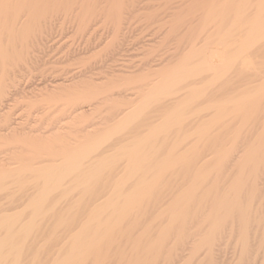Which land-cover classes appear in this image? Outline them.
Wrapping results in <instances>:
<instances>
[{
  "label": "rangeland",
  "instance_id": "obj_1",
  "mask_svg": "<svg viewBox=\"0 0 264 264\" xmlns=\"http://www.w3.org/2000/svg\"><path fill=\"white\" fill-rule=\"evenodd\" d=\"M60 1H62V2H60ZM85 1L84 0H73V1L72 0H56V1H54V3L52 1L53 4L57 3L58 6L55 5L56 8H54V9L50 8L52 10H50V11L48 10L46 12L47 15L45 14V20L47 21L46 22L47 26L46 25L45 26L47 28L44 27L43 28L44 31L43 30L41 31L42 33L39 31L40 29H38V31H37V30H30V28H29V31L28 30L26 31V27H27L26 26L25 29L23 27L21 29V32L19 31V33L17 34V36L18 35L20 36V34H21L23 36V38L21 36L20 37L18 36L19 38H18V40L16 39V43H15V40H14V42L7 40V41H5L6 43H4L3 39H7L4 35L2 37L3 39H1V42H0V44L3 43L2 45H0L2 47V48H0V51H1L0 52V77H1L0 78L1 79L0 80V91L3 90L0 93V97H1L0 101L2 102V106H0V109L2 110V108H3L2 111L0 110V115H3V116H0V118L1 117L3 118V119H0V163H1L0 169L2 167L5 168V166L6 167L8 166V169H9L8 172L9 173L8 174L6 173V174L7 175L10 174L9 177L12 179L14 176L17 175L18 172H14L12 170L14 172V174H13V173H11V169H14L18 166L19 167L20 166L24 167V166H28V165L29 166H35V165L36 166H38V165L42 166L43 164H46L45 162L44 163L40 162L39 161V160H41L39 158L40 156H36V154L40 155L42 152L48 153L47 158L49 159V161L51 163L57 165V164H60L62 162L61 159L65 160L66 158L73 156L74 153L76 154L77 152L78 153L83 152V150L90 152L91 151L90 149H92L91 147L94 145V141L97 142V140L101 141L100 146L103 142L104 143L100 147L101 149L100 148L98 149L99 151L97 150L95 152L94 151H92V152L94 154H96V153L103 152L102 149H105V151H106L105 156L107 155V158L103 157V159L113 158L114 161L112 163H114L115 161H116L115 164L117 163V165L114 164L116 167L112 163H111L112 166L110 165L112 168L106 167L108 171L106 169L104 171H100V173L98 175V177H100V179L98 178V180H92L93 183L91 182L92 184L89 185L90 189L85 188L86 189L85 190L82 187V185H80L81 187H78L76 185L77 182L74 185L72 182V188L71 189H70V187L67 188V190L70 191V193L67 194L64 191H61L60 195L53 193V195L51 196V199L55 196L54 199L48 200L51 202V205H52V203H53V206L55 204H57V206L63 207L65 209L64 210L62 208L65 211L64 212L62 210L63 211V213H62L61 208L59 209L60 211H58L57 208H54V210L55 209L57 210V211H55V213L57 212L56 213L57 215H59L61 213L65 215L67 212H71V215L68 213V215H70V219H76L77 218L76 221L72 220V222H74V223H72L68 219L69 216L67 217L65 215V217H67V218H65L63 215V217H64L63 218L62 215L61 216L59 215V217H58L59 218L58 222H60L61 217L63 220V221L61 220L62 222H60V224L66 223V225H68V226H65V228L67 227V229H68L67 233L71 232L73 234H74V230H75V228H73V227H76V225L78 227L82 222L84 223V221L88 220V219H86V217L88 218L87 215L89 214V212H92L94 210V207L97 204V202L101 198H103L105 200L104 197H106V198L109 197V193H110L109 191L112 192L111 189L114 188V184H113L114 180H117L118 179L117 177L122 176L123 171L125 174V166H127V161L129 159V155L126 153V150L133 149V147H135V142L138 139L140 140V138H139L140 136H142L141 139L145 138L146 136H149L151 133V131H149V130L153 131L157 127V125L158 126L161 125V123L164 119L166 120L167 118H170V116H172V113L174 112L172 110H175V112H176V110H178L179 106L182 107L181 104L185 105V106H183L184 109L182 108L183 110L180 108L178 110V111H182V112L184 111L183 112L184 113L183 118L181 117L182 115H174V116L181 117L183 119L181 124H178L179 127L177 124L172 125V127L169 128V131L167 130V133L163 132L162 135L158 136L159 139H157V138H156L157 140L151 139L147 143L148 145L146 144L147 147L144 149H146V151L147 150L150 151V153L148 151L149 155L152 154L153 150H154L153 154L155 152L156 153L154 154L155 157L153 156L154 159L152 158L153 159L152 160L153 162L151 165L152 168L144 169L142 172H139L136 174V177H138V182H140L139 179L145 178V179L149 180L150 178H152V176L154 175L153 166H155L157 164V161H160L162 159V157L163 158L167 157L169 152L171 150H173L174 148H176L177 143H178L177 146L183 145V143L185 145V144H187V142H188V144H192V145H193V143H196V144L198 143V139H196V138H198L197 136H199V134L197 133V136L195 134H196V132H198L199 125L201 126L202 124H204L208 121V116H206V115L211 113L212 109H210V111H208L209 109H205V108L209 104H212L213 102H220V100H219L220 98H221V100L226 99V96L224 98V95H227V93L229 95H233L236 93V95H237V92H238V96H239V94H241L243 92L242 91V89L244 88L243 86H245L246 83L249 82L250 80L254 79L251 77V75L250 76L247 75L248 77H246V76L242 77V75L239 74L238 70H233L231 72V75L229 74V76L227 78H225L224 80L222 79L223 81L220 80L219 82H216V83H209V81L212 78V77L209 78L210 75L214 74L211 71L204 73L203 74L204 77H202L200 75H199L200 77L195 76L197 79L192 77L193 79L197 80V81L194 80L195 82L191 78L184 80L185 82L184 81L181 82V83L184 82L183 84L180 83V86L177 85V87H179V88H175L176 90L178 89V91L179 90H181V91L176 92L174 89L173 90L174 93H172L173 95L171 94L172 96L162 95V96H165L167 98L158 96V97H161L160 99H158V97H154L156 100L155 99H154L155 101H153V99L150 100V102L148 104V106L149 105L150 106L149 107L147 106L146 111L143 114L139 115V117L137 116L136 119L132 122V124L130 123L132 125V127L129 124H128V126L127 125L124 126V124H125L124 123L123 126L126 127L127 129L126 128L124 129L122 127V129L117 131L116 127L120 124V121L124 118V116H126L125 114H128L132 109H134V108H132L133 106L136 107L137 105H139V103L144 100V97H146L148 95V93H150V91H152V88L155 89V87L160 86V85H158V83H160V82L163 83L167 79L165 75H167L169 77L174 72V70H176L180 66L181 63L183 64V63L188 62L187 64L191 65V64H194L196 62V64H194V65L195 66L199 65L200 63H198V62L203 61L202 59H203V56L205 55L204 53H202V51L204 52L205 51L204 49L206 47L215 46L220 41L221 36H223V34L226 33L225 31L229 30V27H230L229 25L234 22L233 19L235 18L236 14H235L234 18H233L234 14H222V15H224L223 17L221 14H203L202 10L204 8L201 7L202 5L197 6V8H193L191 5L192 0H135V1L133 0V2H131V0H123V2H122V0H121V2H119V7H118L119 11H120V9H122L120 12L119 11L118 12H112V10H113V9H111L112 7H109V6H112V3L115 0H113V1L111 0L112 2L110 0H96V1L95 0H85ZM68 2H69V4H68ZM52 3H51V5H52ZM66 3H67V6H66ZM82 3H83V5H82ZM86 3H88V5L90 4L92 8L97 10V11H95L94 9L93 10L91 9V12L88 13L89 15L90 14L92 15V16H89V17H91L90 23L88 21V23L90 24L89 25L90 27L88 25H83L81 23L82 22L81 20L83 19L82 15L84 14V13H82V12H84L83 9H85L87 7V6H85V5H87ZM59 5H61V6L59 7ZM81 6H83V9H81L82 8ZM103 6H105V7H103ZM113 6H115V3L113 4ZM27 7L31 8V4L27 5ZM27 7H24V10L26 8V11H28L27 9H29V8H27ZM101 7H102V10H101ZM107 7H109V8H107ZM190 7L192 8V10ZM71 8H73V9H71ZM103 8H104V10H103ZM198 8L200 9V12H197V11H199ZM106 9H108V10H106ZM109 9H110V11H109ZM195 9H197V10L195 11ZM81 10H82V12H81ZM29 11H30V9H29ZM201 11H202V14H200ZM28 12H26V13H28ZM76 12H78V13H76ZM93 13H94V16H93ZM116 13H118V14H116ZM19 14H25V11H24V13H22V11H21ZM28 14H31V13H28ZM245 15H246L245 17L249 18V20H250V17L252 19L256 14H245ZM89 17H88V20H89ZM79 18H80V20L78 22ZM76 24L79 25L80 28ZM48 25H52V27L48 26ZM84 26H88V27H84ZM219 26L220 27L222 26L224 28H222V27L220 28ZM243 28H245V26H243ZM243 28L241 31L243 32L242 34L244 35V34H247L246 31L248 32L250 26L248 24V25H246V29H243ZM247 28H248V30H247ZM22 30H23L24 35L22 33ZM30 32H31V34H30ZM37 32H38V35H37ZM237 34H238V31H237ZM25 35H28V36H26V38L29 41L24 38ZM49 35H51V36H49ZM35 36H37V37H35ZM41 36H42V38H40ZM33 37H34V39H33ZM236 37L237 36L235 34V37L233 36V39H227L230 41H232V40L235 41V42L232 41V43H230V41L228 42L229 46H230V47L228 46L229 47L228 49L230 51L232 50L231 52H233V51L235 52L237 50L238 45H239L236 42V40H238V39H236ZM36 38L40 42H38L36 40ZM21 39H23V42H22L23 44L21 43ZM32 39H33V41H32ZM261 42L262 43H260V44H263V45H259V43H258L257 45H259V46L256 45V48L254 46L253 47V48H255L254 50H252L253 48L251 49V54L253 53L252 58L256 59V57H257L256 60H258V62L256 60H253V59L252 60H253V62L254 61L257 62V64L259 63L258 64L259 66L257 65L259 69H262V66L264 65V59L262 58V57H264V54H263L264 42L263 41H261ZM26 43H30V46L32 45L31 47L29 46V48L31 50L27 46L29 44H26ZM20 45H21V47H20ZM44 46H46L47 48ZM19 47L21 49H19ZM259 47H260V49H259ZM23 49H25V50H24V52H22V54L24 56L22 59L17 60L15 58L16 56H14L13 58H15L17 61L14 59V61L12 60V61L8 62L7 59H9V60L13 59L12 56L16 55L19 51L21 53V50L23 51ZM8 50L10 52H8ZM28 51H29V53H28ZM2 53H4V54H2ZM8 53L11 54V56H10L11 59L6 57L7 63H4V62H6V60H4L5 59L4 57L6 55L9 56ZM201 53H202V57H201L202 59H200ZM1 56H3L4 59H2ZM170 58H171V61L169 62L168 59H170ZM161 59H163L164 61L163 60L161 61ZM261 59H263V60H261ZM190 60L194 63H192ZM167 61L169 63H167ZM261 61H262V63H261ZM19 62H21V63H19ZM158 65H160V66H158ZM194 65H192V66H194ZM148 66H149L151 71H149V68L147 69ZM260 66H261V68H260ZM155 69H158V70H155ZM4 71H6L5 74H4ZM91 71L93 72V75H91ZM262 71H264V70H262ZM210 72H211V74H210ZM86 73H89V74H86ZM168 73H171V74H168ZM6 74H8V75H6ZM207 74H210V75H207ZM82 75H84L83 76L84 78H82ZM14 76H15V78H14ZM63 77H64V79H63ZM67 77H70V79ZM75 77H77V78H75ZM232 77H233V79H232ZM248 78L249 79L252 78V79L249 80ZM6 79L9 81H7ZM72 79H73V81L71 82ZM188 80H191L193 83L189 81L190 84H188L189 82H186ZM226 80H227V82H226ZM230 80H233V83ZM5 81L8 84H6ZM16 81H18V82H16ZM57 82L58 83L66 82V83H71L72 85L73 84H75V85L71 86L68 90L67 89L57 90V89H55V87H53L57 84ZM80 82H82V83H80ZM205 82L207 83V84H205V87L200 88V89L203 88V90L197 92L196 89L198 88V90H200L199 87L203 86V84ZM185 83H186V85H185ZM1 84H3V85H1ZM154 84L156 86H154ZM187 84H188V86H187ZM229 84H231L230 85L231 87L229 86ZM48 85H50V87ZM191 85H193V86L195 85L197 87L195 88ZM210 85H212V87ZM213 86H215V87H213ZM239 86H241V89ZM73 87H76V89ZM188 87H190L192 89H188ZM193 88H195L196 92L199 94L197 95V98L195 99L196 101L192 100V102H191L190 98L192 96L191 93L194 91ZM205 88H208V89H205ZM209 88H212V89H209ZM238 88L240 89L239 91H238ZM72 89H74V91H72ZM52 90L55 92L54 94H53ZM64 90H65V93L63 94L62 91H64ZM232 91H233V93H232ZM56 95L57 96L59 95V96L57 97ZM175 96H176V98H175ZM170 98L171 99L173 98V99L170 100V103H169L168 100ZM174 99H175V102H173ZM188 99L190 101H188ZM7 100H8V102H7ZM185 100L187 102H185ZM1 102H0V105H1ZM154 102L155 103L159 102V105L155 104ZM161 102H162V104H160ZM188 102H190V104H189V106H186V104L188 105ZM136 103H137V105H136ZM173 103H175V104H173ZM166 105H168V106H166ZM4 106H5V109H4ZM10 107L12 109H10ZM130 107H131V110L129 109ZM9 112H12L11 115ZM170 112H172V113H170ZM169 113H170V116L168 117ZM262 113H264V111ZM231 117L230 118L228 117L230 120L227 119V120H229L227 123L228 126L225 127L223 125L224 130L222 128H220L221 126L217 129L218 133H220V135L218 133H216L217 130H215V131H213V136L211 134V137L208 140L206 139L207 141L204 140L201 143L200 142L198 143L199 145L200 144L202 146L204 145L203 146L204 149L201 148V145H200V147L198 146L199 150H197L196 152L199 151L198 152L199 154L195 152L196 155H193V162L192 163L195 165V163L197 161L196 167L201 166L202 163L200 161H204L208 158L213 159V157H215V155L217 157L218 154H216V153L219 152L217 150H219L223 146L225 147L224 144H226V146H228V148H229V146H231L229 144H231L232 143L231 141H233V139H234V138L232 139V136L234 137V134L232 132L235 133V130L240 125L239 123H237L238 121H235V120H238L237 118L232 119ZM119 118L120 119L122 118V119L120 120ZM205 118H206V120H205ZM165 120L163 121L162 124H164L168 119L166 121ZM239 120H240V118H239ZM14 123H15V125H14ZM159 123H160V125H159ZM258 123H259L258 120L255 124L253 123V126H251L252 122L250 123V125L248 123V127L246 126L248 129H244V131H243V136L245 139L235 140L234 144L236 146L235 147L232 146V148H233V151H234V149L236 151V152L234 151V153H236V157H239L242 154V151L244 153V149L250 144L249 141L251 139H252V141L254 140V137H252V136L256 135L257 132L259 131V130H256V129H259ZM115 125H117V126H115ZM154 126H156V127H154ZM173 126H175V127H173ZM9 127H12V128L9 129ZM112 128H113V130H112ZM187 131L190 133V135H189V133H187ZM190 131H192V132H190ZM222 132H224V133H222ZM246 132H247V134H246ZM192 133H195V134L193 135ZM109 134H111V135L113 134L115 138L113 140H111L113 138V136H111ZM134 134H135V136H134ZM185 134H188V139H190V140L185 138V136L187 137V135H185ZM107 135H108L109 139L107 138L108 142L105 143L106 142L105 137ZM167 135H168V138H167ZM183 135H185V136H183ZM224 135H226V137ZM182 136L184 137L183 139H182ZM192 136H193V138H192ZM101 137H103V138H101ZM123 137H124V139H123ZM176 137H177V139H176ZM163 138H164L165 143L163 141ZM218 138H220V139H218ZM166 139H168L170 142L168 140L166 141ZM184 139H187L188 141L186 142ZM154 140H155V142H154ZM156 141H157L158 145L156 144ZM183 141H185L186 143ZM225 141H226V143H225ZM209 142H210V144H209ZM222 142H223V145H222ZM236 142H237V144H236ZM211 143L213 144V146L211 145ZM91 144H93V145H91ZM157 146H158V148H157ZM188 146H191V145H188ZM214 146H215V148H213ZM160 147H163V148L161 149ZM236 147H238V149H236ZM241 147H242V149H241ZM46 148L49 150H47ZM200 148L202 150H200ZM239 148L242 151H239ZM14 149L16 152L15 151L12 152V150H14ZM74 149H75V152H72V154H70L71 150H74ZM213 149L215 151H212ZM39 150L42 152H40ZM107 150H109V153ZM36 151H38V153ZM69 151H70V153H69ZM111 151L113 153H115V152H117V153L113 154ZM237 151L240 152L241 154L238 153ZM92 152H91V154L94 155ZM161 152H162V154H161ZM123 153H125V155H126V156L124 155L125 156L124 158H122ZM211 153H214V154H211ZM117 154H118V156H117ZM165 154H167V155L165 156ZM180 154H181V151L177 155H180ZM206 154H208V155H206ZM115 155L117 157H115ZM160 155H162V156H160ZM199 156H200V158H199ZM233 156H234V154L228 155V157H229L228 160H231V162L230 161L227 162L228 164L232 163L229 166H232V165L233 166L231 168H228L229 167L228 165H226L228 167H226L224 165L226 168H223L224 170L221 173V175L223 174V176L227 173V179L230 176H236L234 174L230 175L231 173H233L232 171L236 168V166L234 165V162H235L234 159H236V157L235 156L233 157ZM216 157L214 158L215 162H216ZM88 158L86 157V160L83 162V167L86 169V171L83 170L82 172H80L81 174L86 173V175H89L92 172L88 169V168H90V166L95 167V166L100 165L99 164L100 162H98L96 164L95 163L89 164ZM230 158H232V159H230ZM29 159L31 162L29 161ZM34 159L37 160L38 162L36 161V163L32 164L33 162H35ZM155 160H157V161H155ZM28 161L30 162V164ZM55 161L56 162L59 161V162L55 163ZM125 161H126V163H125ZM194 161H195V163H194ZM17 162L21 163V165L19 163H18L19 164L18 165ZM24 162L26 164L27 163L28 164L23 165L22 163H24ZM215 162H214V164H215ZM7 163H8V165H6ZM15 163H16V165H15ZM181 163H179L178 167H176L173 170H170L169 173L167 172V174L164 175V178H162L163 182L160 181L161 183H159V185L157 186L158 189L155 188V191L153 192L156 194V196H154L155 194L154 195L152 194L153 197H150V201L148 200L149 205L146 204V202L148 203V201H146L143 204L144 206L146 204V206H149V208L147 207L148 210H145V213H143L145 216L143 214H142V216L140 215L142 218L139 217V215L137 216L140 219V221L138 220L136 223L138 226V222H139V224H140L138 227L139 229L135 228L136 224L133 227L136 230H138V231H136L134 229L138 233H136V235H135V231H134L131 234L132 236L134 234L135 239L137 237V240H138L141 237V234L146 233L145 232L146 230H148V232H149L150 229H151V231L149 233L147 232L146 234L151 235V232H152V234H155V235L157 234V232L159 231V228L157 226H153L154 223H152L150 226L151 228H149L148 223H150V220L152 219V217H154V215H155L154 218L156 219V216L161 214L160 211H162V214L160 216L161 220L156 219L153 222H160V221H163L162 220L163 218L164 219L167 218V217H165L166 216L164 213L165 211L162 210V208H164L165 205L167 206L166 203L168 202V200L172 196H174L179 189H181L180 187H182V185L186 184L190 180L186 177H188V175H189V178H190V175H192L196 169V167L193 165L188 166V164L184 162L186 165L184 164L182 166V165H180ZM11 164H13L14 166ZM84 165H86V167ZM210 165L213 166L212 168L214 169V172L218 171L217 169L215 170V168H218V166L216 164H215L216 165L215 166V165H213V163L212 164L208 163V166H210ZM208 166H206V167H208ZM190 167H192V168H190ZM118 168H119V170H118ZM188 168H190V169L188 170ZM227 168H228V171L226 170ZM115 169L118 171H116ZM209 169H210L209 170L210 172L213 171V169L212 170H211V168H209ZM185 170L188 173L185 172ZM0 171H2V170H0ZM235 172L236 171H234V173ZM15 173H16V175H15ZM30 173L27 176H29L30 180H34L32 177V176H34V173H32L33 175H31ZM77 173H79V172H77ZM77 173L71 174V176L73 175L72 181L76 179V178L74 179V175H77ZM24 174H26V173H24ZM111 174H113V175H111ZM139 174H140V176H139ZM182 175H183V177H181ZM221 175H220V177H221ZM80 176L81 175L79 174V177ZM171 176H172V178H171ZM9 177H8V179H10ZM79 177L77 176V178H79ZM84 177H85V175H84ZM136 177H135V179H134V177H132L133 179H131V181H133V180L137 181ZM176 177L179 179L177 180ZM225 177L226 176H224L223 178L221 177L223 183H225L224 182ZM14 178L12 180H8L6 178L7 183L5 181V184H7V186H8L6 188H7V190L9 189L8 193L10 192L8 195H6V198H5V195L3 194V192H5L4 190H6V189H4L5 187L3 188V192H2V189L0 191V194L4 195V197L2 195V199L0 197V202H2V200H3V202H2L3 205H4L5 201H6V203L9 204V202L13 203L14 201L17 203V200H18V203H19V199H20V203H21L22 200L24 201L27 199V198L25 199L26 196H24V195L25 194L29 195L30 192L29 193L27 192L28 189H30L32 192H35L36 188L38 189L39 188L38 186H40V185H38V181H36V180H34L35 181L34 183L37 182V184H36V186L38 185L37 187L34 186L35 185L34 183H32V185H31V182H29L30 184L25 183L26 177L24 179L22 178L23 183H21L18 180L17 176H16L17 181ZM103 178L107 179V181L104 180ZM230 178H232V180H234L233 177H230ZM27 179H28V177H27ZM69 179L71 180L70 176H69ZM79 179H82V177H80ZM163 179L166 182H164ZM166 179L167 180L169 179V180L167 181ZM181 179H183V180H181ZM227 179L225 178V181ZM228 180L226 181L227 183H228ZM261 181H262V183H264V176H263ZM16 182L20 183L19 186L16 185L17 188L19 187L21 189V187H20L21 184H22V187H24V188L26 187L25 189L24 188L22 189L23 191L19 190V188H18L19 192H17V191L13 192L12 191L13 195H14V193H17V195H18V194H20V192H21V194H24V195H22V197H24V198H22V200H21V198L16 199V198H18L16 195H14L13 197L10 198V196L12 194L11 193L12 187H14ZM69 182L71 183V181H69ZM69 182H67L64 186L68 187L69 185H71V184H68ZM170 182H172V183H170ZM133 183H134V181H133ZM136 183L137 182H135V184ZM262 183H260V184H262ZM94 184H96V185H94ZM135 184L129 183L130 187H128V185H127V188L131 189V188H133V186ZM165 184H166V187L163 190L162 188H163V186H165ZM174 184H176V185H174ZM92 185H94V186H92ZM173 185L177 188H175ZM262 185H264V184H262ZM262 185H260V188L264 187ZM74 186H76L77 190L76 189L74 190V188H75ZM31 187L33 188V190ZM93 187H94V189H92ZM17 188L15 189V187H14L13 189L17 190ZM127 188H126V190H127ZM169 188H171L170 189L171 191L169 190ZM205 188H206V185H205ZM80 189L83 191L85 190V192H82V191L80 192ZM7 190H6V193H7ZM261 190L264 191L262 188H261ZM74 191L75 192L78 191L79 193L75 194ZM88 191H89V194L87 193ZM160 191H161V193H160ZM62 192L67 194L64 196L65 198L63 196H61ZM72 192L74 193V195L71 194ZM97 192L101 196V198H99L100 196L97 197V195H98V194H96ZM166 192H167V194H166ZM170 192H172V193L170 194ZM20 195H18V196H20ZM71 195L73 197H71ZM77 195H78V197H76ZM30 196L32 197V195H30ZM66 196H68V197H66ZM94 196H96L97 198ZM174 197H176V196H174ZM12 198L14 199V201ZM9 199H12L13 202H11V201L8 202ZM68 199H70V200H68ZM71 200H73V201H71ZM94 200H96V201H94ZM153 200H155V201L153 202ZM27 201L28 200H26L25 203H27ZM66 201H68V202H66ZM50 202H48L49 204L48 203L46 204L48 207L45 205V207H47V209L51 207ZM58 202H59V204H58ZM73 202L75 203V206H74ZM95 202H96V204H95ZM16 203L13 204V205H15V206H13L14 208H16L15 210H17L19 208V207H16V205L18 206V203L17 204ZM25 203L23 202L24 205H25ZM68 204L72 205L73 208H72V206H70ZM9 205L5 204L6 210H7V206L9 207ZM24 205H22L20 208L24 209V211L27 212V210H29V209L25 208L26 205L25 206ZM76 205L78 206V208L76 207ZM160 205H162V206H160ZM2 206H0V211L3 213L6 210H5V206H3V208H2ZM69 206L71 207V209ZM146 206H145V208H146ZM11 207H12V205L8 209H11ZM52 207H51V210H52ZM54 207H56V206H54ZM257 207L259 208V206H257ZM88 208H90V209H88ZM44 209L46 210V208H44ZM78 209H80V211ZM155 209L158 212H156ZM45 210H43V213ZM54 210H53L52 214H55ZM84 210H85V213H84ZM11 211H12V209H11ZM17 211H19V210H17ZM24 211H22V212L25 214L26 212H24ZM50 211H48L49 213H47V214H50V216L47 214H46L47 215L46 217L43 216L44 217V221L42 223L43 225L41 224V227L35 226L34 232L32 231L33 234L31 233L32 235H30V236L28 235V237H26V239H29L28 241H31L32 244L34 243L33 245H35V242H37V244L34 246V249L40 248L39 245L40 246L44 245V246H41V249H42L41 252H42V255H44V256L46 253L50 254L52 257L53 256L54 257L55 256H62V255H64V253L67 252L66 246H68L70 244V242H68L69 238L67 239L68 240L67 242L69 244H67L66 246H63V244L65 243L64 240H66V237L68 235H67L66 231L64 232V230H62L63 233L60 236L59 234H60L61 230L59 232V231H57L58 227H57V229L53 228V226H55V225L58 226L60 224H58V225L56 224L55 221H57V216L55 215V217H53V215L51 214ZM140 211H141V209H140ZM140 211H139V213L141 214V212L144 211V209L141 212ZM6 213H8V212L6 211ZM77 213H78L79 217L76 216ZM146 213H148V214H146ZM28 214L29 213H27L25 215H28ZM83 214H86V216ZM23 215H22V219L24 218L23 220H25L27 217L25 216L26 217L25 218V217H23ZM51 216L53 218H55L56 220L54 219L55 220L54 221ZM150 216H151V218H150ZM40 217L42 218V216H40ZM47 217H48V219H47ZM74 217H76V218H74ZM137 217H136V220H137ZM41 218H39L40 221H41ZM79 218H82V220L84 218L85 219L83 221H81V219H79ZM64 219H67L68 222H70V223H67V220L64 221ZM40 221L38 223H40ZM145 222H146V224H145ZM51 223H54L55 225H53ZM37 225H40V224H37ZM64 225L63 226L61 225L59 227H63V229H65ZM70 225H71V227H70ZM143 225H144V228L146 225H147L146 228L147 227L148 228L145 230L142 229L143 227H141V226H143ZM154 225H157V224H154ZM163 225H165V224L163 223ZM152 226L155 228H152ZM43 227H45L46 229L48 228V230L49 229L51 230V233L49 230V234H48L49 236H51L50 237L51 239L47 235L48 231ZM49 227H51V228H49ZM77 227H76V229H77ZM36 228L38 229V232L35 233ZM156 228L158 231H154V230H156ZM141 230H142V233H141ZM152 230L154 231V233ZM76 231L78 232L79 229H77ZM43 232L45 234H43ZM56 233H59V234H56ZM71 233L69 234V237L73 238V236H71ZM122 233L118 234L117 238L119 235H120L119 237L121 238ZM127 233L128 232H126L124 234L126 235ZM38 234H39V236H38ZM64 234H66V235H64ZM171 234L174 235L175 233L171 232L169 235L172 238H174V236H172ZM150 235L149 236L148 235H142L143 237H141V239H139L141 242H140V244L138 242V245L142 244L141 245L142 247H144V245L147 246V243L150 242L149 240H151L152 238L155 237V235H151L153 237H151ZM62 236H64L63 237L64 240L62 239ZM127 236H128V234L126 235V237ZM31 237H32V240L35 239V240H33V242L30 239ZM42 237H44V238H42ZM122 237H123V234H122ZM46 238L51 242H48V241L44 242L46 240ZM120 238H119V240H120ZM41 239H43L44 244L39 243L40 241H42ZM122 239H125V237L121 238V241H122ZM146 239H148L147 243L145 242ZM225 239H223V240H225ZM130 240L126 239V242H125V240L123 241L124 243L122 242V244L124 245L122 250L117 249V248L115 249V251L120 250L119 252H121V254L118 251H116L115 253H119L118 255L122 256V255H125L124 252H126V254H127V256H125V259H126V257L128 258L130 256V255H128V252L130 254V251L133 250L134 248L137 249V252H138V250H139L138 246L135 247V244L137 245V240H136V243H135V240H134V242H132ZM132 240H133V237H132ZM223 240H222L223 244H221V245H220V241H219L218 247H220L221 250H219L218 247H217V250L220 252L219 255L221 253H223L220 255L221 258L230 259L231 256L233 257L235 255V249L233 247L234 243L232 242L234 239L229 238V241H230V243L232 242L231 243L232 245L228 242V239H226L227 241L226 240L225 241L229 245L227 243H224L225 241L223 242ZM28 241H26V243H28ZM117 241H118V239H117ZM117 241H116V245H117V243L119 245V242L121 243V241H119V242H117ZM62 242H63V244L61 245ZM128 242L129 243L132 242V244H129ZM32 244H31V247L33 246ZM27 245L29 246L30 244L28 243ZM37 245H38V247H36ZM45 245H47V246H45ZM49 246H50V249H49ZM141 246H139L140 250L146 248V247L141 248ZM230 246H232V247L229 248ZM63 247L64 248L66 247V248L64 249ZM119 247H122L121 244L119 245ZM29 248H30V246H29ZM25 249L22 252L21 257L25 254L26 255L28 254L27 250H29V249H27V248H25ZM31 249H30L31 252L29 251L31 255L28 254L29 257H28V255L26 257V262H29V263H25V261H24L25 259H22L24 261V263H21V264H32L31 261L34 259L33 255L35 254L34 252L36 250L33 249L34 250V252H33ZM135 249L133 250V252H136ZM217 250H216V253L218 252ZM112 251H111V253H113ZM168 251L169 250H167L166 252L164 251L163 256H161L162 258L163 257L164 258L161 259V261L159 259V262H161V263H158V264H164V263L165 264H167V263L172 264V258L168 259L169 258L168 257V254H169ZM229 251H230V253L232 252L231 255H230ZM24 252H26V253L24 254ZM32 252L34 254H32ZM51 253H53V255ZM37 254H39V252ZM131 254H132V251H131ZM166 254H167V256H165ZM261 254H258V257H256V258L262 260V261H260V260L259 261L262 262V264H264V262H263L264 259H261V256H262V258H264L263 257L264 253H263V255H261ZM50 255H48V256L50 257ZM111 255H109V256H111ZM118 255L113 254L112 260H113L114 256L116 257V259L114 258V260H117L119 258ZM259 255H261V256H259ZM30 256H33V257L31 258ZM40 256L41 255L39 254V256L36 257L37 258L36 260H39L40 264H44V263L48 262L49 259L43 263V257L41 256L42 258H40ZM24 258H25V256H24ZM108 258H111V257H108ZM120 258H121V260L118 259L116 262H118V261L121 262L122 257H120ZM125 259H123V261ZM164 259H165V261H164ZM36 260L33 261V262H35L33 264H38V262ZM112 260L108 259L107 260L108 264H111V262H109V261H112ZM114 260H113V264L116 263ZM23 261H21V262H23ZM87 261L90 264H92L91 263L92 261H90L89 259ZM87 261H86V263H87ZM107 261H105V262H107ZM259 261L257 262V260H256L257 264H260ZM105 262H104V264H107ZM86 263L84 262V264H86ZM173 263H174V261H173Z\"/></svg>",
  "mask_w": 264,
  "mask_h": 264
},
{
  "label": "bare ground",
  "instance_id": "obj_2",
  "mask_svg": "<svg viewBox=\"0 0 264 264\" xmlns=\"http://www.w3.org/2000/svg\"><path fill=\"white\" fill-rule=\"evenodd\" d=\"M52 1L54 3V1H56V0H49V1L48 0H0V42H1V39H3L2 37L4 35L7 38V39H3L4 40L3 41L4 43H6L5 41H7V40L8 41H13V42L15 40V43H16V39L18 40V38L20 36L23 38V36L21 34H20V36L18 35L19 37L17 36V34L19 33V31L21 32V29L23 27L25 29L26 26H27L26 27V31L27 30L29 31V28H30V30H37L38 31V29H40L39 30L40 32L42 30L44 31L43 28L47 26L46 25V22L47 21L45 20V14H46V12L48 10L49 11L52 10L50 8H53L54 9V8H56L55 5H57V3L53 4ZM60 2H62V1H60ZM119 2H121V0H119V1L118 0L117 1L115 0L112 3V6H109V7H112L111 8V9H113L112 12H118L119 11V8H118L119 7ZM122 2H123V0H122ZM131 2H133V0H131ZM51 3H52V5H51ZM114 3H115V6H113ZM30 4H31V8L27 7V5H30ZM68 4H69V2H68ZM86 4L87 5H85V6H87V7L86 8L84 7L85 9H83V6H81L82 7L81 9H83V11H84V12H82V10H81V12L85 14V15L84 14L82 15V18L83 19L81 18L82 19L81 20L82 21L81 23L83 25H88L89 26L90 25L89 24L90 23V18H91L89 16H92V15L91 14L89 15L88 13L91 12V9L93 10L94 8H92L90 4L89 5H88V3H86ZM82 5H83V3H82ZM191 5H192L193 8H197V6H201L202 5L201 7L204 8L202 10L203 11V14H221V15L222 14H234L233 15V18L235 16V14H236V16H235L234 19L232 18L234 22L231 23L232 25L231 24L229 25L230 26L229 27V30H226L225 31L226 33L224 32L225 34H223V36H221V39H220L221 42L219 41L215 46L206 47L207 49L205 48L204 49L205 51L204 52L202 51V53L205 54L204 55L205 57L203 56V59H202L201 58L202 57V53H201L200 59H202L203 61L198 62V63H200L199 65L195 66L194 64H196V62L194 63V62H192L190 60L194 64L189 65V64H187L188 62L183 63V64L181 63L180 66L176 70H174V72L172 74L171 73H168V74H171L169 77L167 75H165L167 79L165 81L163 80L164 81L163 83H161L160 82L161 80H160L159 81L160 83H158V85H160V86L155 87V89L152 88V91L153 92L152 91H150V93L147 92L148 95L146 97H144V100L142 99L143 101L140 102L139 105H137V103H136V105H137V106L135 105L136 107H134V106L132 107L134 109L131 110V107H130L129 109L131 111L129 110L130 112L129 113L127 112L128 114H125L126 116H124L123 119L121 118L122 120L119 118L121 121H120V124L118 126L115 125V126H117L116 127V130L119 131L120 129H122V127L125 129L126 127H124V126H126V125L128 126V124L131 125L132 122L136 119L137 116L139 117V115L143 114L146 111L147 106H148L150 100L151 99H153V101L156 100L154 97L161 96V97L167 98V97L162 96V95H166V96L167 95H170V96H172L173 95L172 93H174L173 90L175 88H179V87H177V85L180 86V83L182 81H184V80H187V79H190V78L193 79L192 77L196 78L197 76L198 77H200V76L204 77V75H203L204 73L211 71L214 74L210 75L211 72H210V74H207V75H210V77L208 76L209 78L212 77L211 80L209 81V83H216V82H219L220 80L223 81L225 78H227L229 76V74L231 75V72L233 70H238L239 74H241L242 77L243 76L248 77V76L251 75V77L254 78V79L250 78V79H252V80H250L248 78L250 81L247 82L246 85L243 83L245 86L242 85L244 87L242 89L243 92L241 94H239V96H238V92H237V95H236V93L233 94V95H229L227 93V95H224V98L226 96V99H222L223 101L220 98L219 99L220 102H213L212 104H209L206 108L204 107L205 109H209L208 111H210V109H212V112L209 113L208 115H206V116H208V121L206 123L203 122L204 124H202L201 126L199 125L198 132H196V134L195 133H192L193 135L195 134L196 136H197V133L199 134V136H197L198 138H196V139H198V143L199 142L201 143L202 141H204L206 139L208 140L211 137V134L213 136V131L217 130L220 126H221L220 128H222V129L224 128L223 125L225 127L228 126L227 123L230 120L229 118L232 116L231 117L232 119L233 118L234 119L235 118L238 119V120H235V121H238L237 123H239L240 125L239 124H238L239 126L237 125L238 128L235 130V133L232 132L234 134V137L232 135L231 136H232V139L233 138L234 139H233V141H231L232 143L229 144L231 146H229V148H228V146H226V144H224L225 147L223 146L222 147L223 149L220 148L219 150H217L219 152H217V153L215 152L216 154H218L217 157L215 155L216 162L214 161V158L215 157H213V159L212 158L211 159L208 158V159H206L204 161H200L202 163L201 166L196 167L197 161H196V163L194 161L195 165L192 163L193 162V155H196V153L199 152V151L198 152H196V151L199 150V147H200L201 144L200 145L198 143L197 144L196 143H193V145L192 144H188L187 141L190 140V139H188V134H185V135H187V137L185 135H183V136H185V138L188 139V140L187 139H184L187 142V144L184 145V143H183L184 146L183 145L177 146L178 143L176 142L177 143L176 144V148H174L171 151L169 150L170 152H169V154H168L167 157H165V158L162 157L161 160L159 159L160 161L155 160V161H157V164L155 166H153L154 175L152 176V178H150L149 180H147L145 178L144 179H139L140 182H138V177H136V174L139 173V172H142L144 169H150V168H152V166H151L152 165V162H153L152 160L154 159V157H155L154 154L156 153L155 152L153 154V152H154V150H153L152 151V154L149 155L150 151L149 150L146 151V149H144V148L147 147V145H148L147 143L151 139H156V138L159 139L158 138L159 135H162L163 132L167 133V130L169 131V128L172 127V125L181 124V122L183 121L182 118H183V115H184V113H183L184 111L182 112V111H178V110H179V108L180 109H182V108L184 109L183 106H185L184 104H181L182 107L179 106L178 107V110H176V112H175V110H172V111H174L173 113L170 112V113H172V116H170V113L168 114V117L170 116V118H167L166 117L168 120L166 119L167 120L166 121L164 119L166 121L164 124H162L163 121H164L163 120L162 123H161V125L159 123L160 126H158V125H157V127L154 126L156 128L153 131L152 130H149V131H151V133L149 132L150 133L149 136H146L145 138H142V139H141L142 136H140L139 137L140 140L138 139L139 141L137 140L138 142L137 141L135 142V147H133V149L126 150V153L129 155V159L127 161V166H125V174H124V171H123V174L124 175L123 174H122V176L119 175L120 177H117L118 179L117 180H114V183H113L114 184V188L111 189L112 192L109 191L110 193H109V197L108 198L104 197L105 200L103 198H101V196L98 194V192L96 193V194H98L97 197L100 196L99 198H101L98 201L99 203L97 202V204H96V202H95L96 205L94 207V210L92 212H89V214L87 213L88 214L87 215L88 218L86 217V219H88L87 221H84V223L82 222L81 223L82 225L80 224L81 226L80 225L78 226L79 228L76 225L77 229H79L78 232L76 231L77 230L76 227H73L74 225L72 226L73 228H75L74 234L70 232L71 233V236H73V238L72 237H69V234L70 233H67L68 232L67 231L68 229H67V227L65 228V226H68V225H66V223H61L60 224V222L63 221L62 220V217H63L64 214H62V213H63V211L65 209L63 207L57 206V204H55L54 206H56V207H54L53 206V203L51 205V202L48 201V200L49 199L50 200L54 199L55 196L51 199V196L53 195V193L54 194H57V195L58 194L60 195L61 194L60 193L61 191H64L67 194L70 193V191H68L67 188H69V187H70V189L72 188V182H73V185L77 182L76 185L78 187H81L80 185H82V187L84 189L85 188L86 189H90L89 188L90 187L89 185L93 183L92 180H98V178L100 179V177H98V175H99L100 171H104L105 169L107 170L106 167L112 168L111 167L112 166L111 163L114 161V159L113 158H109V157H108L109 159H106L107 158V155L105 156V154H106L105 149H102L103 152L96 153V154H94L92 152V151H94V152L97 151L102 146V144L104 143L103 142L101 144V146H100V142L101 141H99V140H97V142L94 141V145L91 144L93 146L92 147L90 146V147L93 150L90 149L91 150L90 152L83 150V152H79V153L77 152L76 154L74 153L73 156H70L69 155L70 157L66 158L65 160L61 159L62 162L60 164H57V165L51 163L49 161V159L47 158L48 153H46V152L43 153L42 151H40L41 150L40 149L39 151L42 152V153L40 155L36 154V156H40L39 158L41 160H39V159L38 160L40 162H42V163L45 162L46 164H43L42 166L41 165H38L39 167L36 166V165L35 166H29L28 165V166H24V167H21V166L19 167L18 166L19 168L16 167L14 169H11V173H13V174H14V172H18L17 175H16V173H15V175L17 176L18 180L21 183H23L22 178L24 179L26 177V179H25L26 182L25 183L30 184L29 182H31V185H32V183L35 182L34 180H36V181H38V185H40V186L37 185L39 188L38 189L36 188V191L35 192H32L30 189H28V191H27L28 193L29 192L30 193L32 192L31 194L29 193V195L27 194L28 196L26 194L25 195L24 194H21V192H20L21 195L18 194L20 196H18L17 193H14V195H16L18 197L16 199L21 198V200H22V198H24V197H22V195H24V196H26L25 199L27 198L26 200H28L27 203H25L26 200H24V201L22 200V202H21L22 204H21L20 203V199H19V203L21 205L18 203V200H17L18 206L16 205V207H19L17 209L19 211L15 210L16 208L13 207V206H15L13 204L16 203L13 198L12 199H13L14 202L12 201V199H9L8 200V202L9 201L13 202V203H10L9 202L10 205L8 203H6V201L4 202V205H3V203H2L3 200H2V202H0V204L2 203L0 206H2V205L5 206V204H7V205H9V207L11 205L13 207V208L11 207V209H12L13 212L11 211V209H8L9 208L8 206H7V210H6V206H5V210L8 213H6V211L3 212V213L0 211V213H1L0 214V264H21V263H24V261H25V263H29V262H26V257H27L28 254H30V252H31L30 249L31 248H32L31 250L33 252H34V250H36V251L34 252L35 254L32 252V254H34L33 255L34 257L33 256H30V257L31 258L33 257L36 260L37 259L36 257H38L39 254H40L43 257V263L46 260L49 259L48 262H46L47 264H84V262L86 263V261L88 259L90 261H92L91 262L92 264H104V262L107 261L108 259L112 260L113 254H116V255H118L119 253L121 254V252H119V251L122 250V248L124 246L122 244V242L124 240L126 242V239L127 240H130L131 239L130 241L134 242V240H135V243H136L137 237L135 239L134 234H133V236L131 234L140 225L139 222H138V226L136 224L138 220L140 221L139 217H141L142 214L145 213V210H148L149 206H146V204L149 205L150 197H153V195L155 194L153 192L155 191V188L158 189L157 186L159 185V183H161L160 181H162V178H164V175L167 174V172L169 173L170 170H173L176 167H178L179 166V163H181V162L183 163V164L182 163L180 164L182 166L185 163H187L188 166L193 165V166L196 167V169L193 172V174L190 175V178H189V175H188V177H186V178H188L190 180L186 184L182 185V187H180L181 189H179L177 191V193L174 195L176 197H174V196L171 195L172 197L166 203L167 206L165 205V207L162 208V210L165 211V212L164 211L163 212L165 213V215H166L165 217H167V218L166 219L163 218L162 219L163 221H160V222H153L156 219H160V216L162 214V211H160L161 214H159L158 216H156V219L154 218L155 217V215H154V217H152V219L150 220V223H148V227L149 228H151L150 226H151L152 223L157 224V225H154L153 224V226H157L159 228V231L157 230V228H156V230L153 229L154 231H158L157 234L155 235V234H152V232H151V235H155V237L152 238L151 240H149L150 242H148V243H147V241H148L149 238L145 240V242L147 243V246L144 245V244L143 245L146 248L142 247L141 246L142 244L141 245H138V242H139V244L141 242L139 239H141V237H143L142 235H148V236L150 235V234H146L148 232V230H146L145 231L146 233L141 234V237L138 239L139 241L137 240V245L135 244V247L138 246V249H139L138 252H137V249L134 248L136 252H133V250H134L133 249V250H131L132 251V254H131V251L129 250L130 251V254L128 252V255H130V256L128 258L126 257V259H125V256H127V254H126V252H124L125 255H122V256L118 255V257H119L118 259L121 260L120 257H122V261L121 262L120 261L116 262L118 259L117 260H114V258L116 259L115 256L113 257V260L117 264H158V263H161V262H159V259L161 261V259L164 258V257L162 258L161 256H163L164 251L166 252L167 250H169L168 251V253H169L168 254V257L169 258L168 259H171L172 258V264H257V262L260 260V259H258L256 257H258V254H261L262 252L264 253V191L261 190V188L264 190V187H261L260 188V185L264 184L261 181L262 178H263V176H264V113H262L264 111V71H262V70H264V65L262 66V69H259L258 68V66H259L258 64L259 63L257 64V62H258V60H256L257 57H256V59L255 58L254 59L252 58L253 53L251 54V49L254 46L256 48V45L258 43H259V45H263V44H260V43H262L261 41L264 42V0H192V4ZM60 6L61 5H59V7ZM66 6H67V3H66ZM24 7L29 8L30 11H29V9H27L29 12L26 11V8L24 10ZM103 7H105V6H103ZM109 7H107V8H109ZM71 9H73V8H71ZM101 10H102V7H101ZM103 10H104V8H103ZM106 10H108V9H106ZM121 10L122 9H120V11ZM191 10H192V8H191ZM196 10L197 9H195V11ZM21 11H22V13H24V11H25V14H19ZM95 11H97V10H95ZM109 11H110V9H109ZM202 11H201L200 14H202ZM26 12L31 13V14H28ZM78 12H76V13H78ZM197 12H200V9ZM94 13H93V16H94ZM116 14H118V13H116ZM245 14H256V15L255 16L253 15L254 17L252 19L250 17V20H249V18L245 17L246 16ZM223 16L224 15H222V17ZM88 17H89V20H88ZM79 20H80V18L78 19V22H79ZM88 21H89V23H88ZM248 24H249L250 28H249V30L247 28V30H248V32L246 31L247 34H244L243 35L242 34L243 32L241 30H242L243 26H245V28H243V29H246V25H248ZM48 26H51L52 27V25H48ZM77 26H79V25H77ZM88 26H84V27H88ZM79 28H80V26H79ZM222 28H224V27H222ZM23 30H22V33H23ZM237 31H238V34H237ZM30 34H31V32H30ZM235 34L238 37V38L236 37V39H238V40H236V42L239 45H238L237 50L235 52L234 51L231 52L232 50L230 51L228 49L230 47L229 46V43H228L230 40H227V39H233V36L235 37ZM23 35H24V33H23ZM37 35H38V32H37ZM26 36H28V35H25V37H24L25 39H27ZM49 36H51V35H49ZM35 37H37V36H35ZM40 38H42V36ZM33 39H34V37H33ZM33 39H32V41H33ZM36 40H37V38H36ZM232 41H230V43H232ZM22 42H23V39H21V43ZM38 42H40V41H38ZM233 42H235V41H233ZM2 44H0V45H2ZM26 44H29V45H27L28 48H29L30 43H26ZM21 45H20V47H21ZM259 45H257V46H259ZM20 47H19V49H21ZM44 47H46V46H44ZM0 48H2V47L0 46ZM255 48H253L252 50H254ZM259 49H260V47H259ZM24 50L25 49H23V51L21 50V53L18 50L19 52L16 55H13L12 58L14 56H16L15 58L17 60L22 59L24 57L23 54H22V52H24ZM29 51H28V53H29ZM8 52H10V51L8 50ZM2 54H4V53H2ZM263 54H264V52H263ZM3 56H1V57H2V59L5 58L4 60L7 59L6 57H8V58L11 59V57H10L11 54H9V56L6 55L4 58H3ZM15 58H13L11 60L7 59V60H8V62L9 61H12V60L14 61ZM262 58L264 59V57H262ZM252 59L253 60H256L257 62H255V61L253 62ZM263 59H261V60H263ZM7 60L4 63H7ZM162 60L163 59H161V61ZM168 60L170 62L171 61V58L168 59ZM169 62L167 61V63H169ZM19 63H21V62H19ZM261 63H262V61H261ZM192 65H194V66H192ZM158 66H160V65H158ZM148 68H149V66L147 67V69ZM260 68H261V66H260ZM155 70H158V69H155ZM149 71H151L150 68H149ZM5 72L6 71H4V74H5ZM86 74H89V73H86ZM6 75H8V74H6ZM84 75H82V78H84L83 77ZM91 75H93V72L92 71H91ZM14 78H15V76H14ZM67 78L70 79V77H67ZM75 78H77V77H75ZM63 79H64V77H63ZM232 79H233V77H232ZM194 80L195 79H193V81ZM7 81H9V80H7ZM72 81H73V79L71 80V82ZM189 81L192 82L191 80H188L186 82H189ZM195 81H197V80H195ZM230 81H232V83H233V80H230ZM16 82H18V81H16ZM66 82H63V83H58L57 82V84L55 86H53V87H55V89H57V90H63V89H67L68 90L71 86H74L75 85V84L72 85L71 83H66ZM190 82L188 84H190ZM226 82H227V80H226ZM80 83H82V82H80ZM183 83H181V84H183ZM6 84H8V83L6 82ZM155 84H154V86H156ZM188 84H187V86H188ZM205 84H207V83L205 82L203 84V86H200L199 87V89L201 87L204 88L205 87ZM1 85H3V84H1ZM185 85H186V83H185ZM230 85L231 84H229V86ZM48 86L50 87V85H48ZM191 86H193V85H191ZM210 86L212 87V85H210ZM193 87L196 88L197 86L194 85ZM213 87H215V86H213ZM239 87L241 89V86H239ZM73 88L76 89V87H73ZM195 88H193L194 91L192 93L190 92L192 94L191 98L189 97L190 100H191V102H192V100L196 101L195 99L197 98V95L199 94L197 92L203 90V88L200 89V90H198V88H197L196 89L197 92H196ZM188 89H192V88L188 87ZM205 89H208V88H205ZM209 89H212V88H209ZM240 89L238 88V91ZM1 91H3V90H1ZM1 91H0V93H1ZM72 91H74V89H72ZM175 91L177 92L178 89L177 90L175 89ZM179 91H181V90H179ZM54 93L55 92L53 91V94ZM62 93L64 94L65 93V90L62 91ZM232 93H233V91H232ZM161 97H158V99H160ZM175 98H176V96H175ZM172 99L170 98L168 100L169 103H170V100H172ZM190 100L188 99V101H190ZM7 102H8V100H7ZM173 102H175V99H174ZM185 102H187V101L185 100ZM155 104H158L159 105V102L158 103H155ZM160 104H162V102ZM173 104H175V103H173ZM189 104H190V102H188V105L186 104V106H189ZM0 106H2V102H1V105ZM166 106H168V105H166ZM4 109H5V106H4ZM10 109H12V108L10 107ZM2 110H3V108H2ZM9 113L11 115L12 112H9ZM174 115H182L181 116L182 118L181 117H178V116H174ZM0 116H3V115H0ZM239 118H240V120H239ZM0 119H3V118L1 117ZM227 119H229V120H227ZM205 120H206V118H205ZM257 120L259 122L258 123L259 129H256V130H259V131L257 132L256 135L253 134L254 136H252V137H254V140L252 141V139H251L249 141L250 144L244 149V153L239 148V151H242V154L237 151L241 155L239 157H236V153H234L235 149L233 151V148H232V146H234V147L236 146L234 144L235 143V140L245 139L244 136H243L244 129H248L247 128L248 127V123L250 125V123L252 122L251 126H253V123L255 124L257 122ZM123 124H124V126H123ZM14 125H15V123H14ZM131 127H132V125H131ZM173 127H175V126H173ZM178 127H179V125H178ZM10 128H12V127H9V129ZM112 130H113V128H112ZM190 132H192V131H190ZM187 133H189V132L187 131ZM216 133H218V130L216 131ZM222 133H224V132H222ZM218 134L220 135V133H218ZM246 134H247V132H246ZM109 135H111V134H109ZM189 135H190V133H189ZM111 136H113V138L111 139V140H113L115 137H114L113 134ZM134 136H135V134H134ZM183 136H182V139L184 138ZM224 136L226 137V135H224ZM101 138H103V137H101ZM107 138H108V135L105 137V139H106V142L105 143L108 142L107 140L109 138L108 139ZM167 138H168V135H167ZM192 138H193V136H192ZM123 139H124V137H123ZM176 139H177V137H176ZM218 139H220V138H218ZM167 140L168 139H166V141ZM163 141H164V138H163ZM185 141H183V142H185ZM154 142H155V140H154ZM164 143H165V141H164ZM225 143H226V141H225ZM156 144H157V141H156ZM209 144H210V142H209ZM236 144H237V142H236ZM188 145H191V146H188ZM211 145L213 146L212 143H211ZM222 145H223V142H222ZM203 146L201 145V148H203ZM157 148H158V146H157ZM160 148L162 149L163 147H160ZM201 148H200V150H202ZM213 148H215V146ZM236 149H238V147H236ZM241 149H242V147H241ZM47 150H49V149H47ZM13 151H15V149L12 150V152ZM107 151L109 153V150H107ZM148 151H149V153H148ZM180 151H181V154L180 155H177ZM212 151H215V150L213 149ZM36 152L38 153V151H36ZM72 152H75V149L74 150H71V153L69 151L70 154H72ZM91 152L94 155H92ZM115 153H117V152H115ZM115 153H113V154H115ZM161 154H162V152H161ZM208 154H206V155H208ZM211 154H214V153H211ZM231 154H234V156L236 157V159H234V161H235L234 162V165L236 166V168L232 171L233 173H231L230 175L234 174L236 176H230L228 174L230 177H233V179H234V180H232V178H230L228 176L229 177L228 179L230 180L229 181L227 179V173H226L224 176H226L225 178L228 180V183L226 182L227 180L225 181V178H224V182L225 183H223L222 178L224 176H223V174L221 175V173L224 170L223 168H226V167H228L229 165L232 164V163H229V164L227 163L228 161L231 162V160H228L229 157H230V156L228 157V155H231ZM124 155H125V153H123L122 158H124L126 156V155L125 156ZM166 155L167 154H165V156ZM117 156H118V154H117ZM117 156L115 155V157H117ZM160 156H162V155H160ZM86 157L87 158L89 157L88 158L89 159L88 160L89 161L88 162L89 164H91V163H95L96 164V163L100 162L99 163L100 165L98 164L99 166H95V167L93 166L92 167V166L89 165L90 168H88L89 166L87 167L90 171H92L91 173L88 171L90 173L89 175H86V173L85 174H81L80 173L83 170L86 171V169L83 167V162L86 160ZM103 157H106V158L103 159ZM199 158H200V156H199ZM232 158H230V159H232ZM29 161H30V159H29ZM36 161L37 160H35V162H33L32 164L36 163ZM213 161L218 166V168H215L214 167L215 170L216 169L218 170L216 172H214V169L212 168L213 167L212 165L208 166V163H211V164L213 163V165H215ZM30 162H29V164H30ZM58 162L59 161H57V162L55 161V163H58ZM115 162L112 163V164L114 165ZM18 163L19 162H17V164ZM125 163H126V161H125ZM19 164L21 165V163H19ZM22 164L23 165H27L28 163L26 164L24 162ZM6 165H8V163ZM11 165H13V164H11ZM15 165H16V163H15ZM115 165H117V163ZM224 165L225 166L228 165V166L225 167ZM84 166L86 167V165H84ZM206 166H208V167H206ZM232 166H229L228 168H231ZM192 167H190V168H192ZM190 168H188V170ZM209 168H211V170L213 169V171L210 172L209 171L210 170ZM228 168L226 169L227 171H228ZM0 170H2V171H0V191L2 189V192H3V188L4 187H5L4 189L7 190L6 187H8V186H7V184H5V181H6V178L8 179V177H9L10 174L7 175L9 173L8 172L9 171L8 166L7 167L5 166V168L2 167ZM118 170H119V168H118ZM118 170H116V171H118ZM234 171H236V172L234 173ZM28 172L29 173L31 172L30 173L31 175H33L32 173H34V176H32L34 180H30L29 176H27L29 174ZM77 172H79V173H77ZM185 172H187V171L185 170ZM24 173H26V174H24ZM75 173H77V175H74V179L75 178L76 179L72 181L73 175L71 176V174H75ZM79 174L81 175L80 177H82V179H79L80 178L79 177ZM84 175H85V177H84ZM111 175H113V174H111ZM220 175H221L222 178L220 177ZM16 176H14L15 178L14 177L13 178L17 181ZM69 176H70L71 180L69 179ZM77 176L79 178H77ZM139 176H140V174H139ZM172 176H171V178H172ZM27 177H28V179H27ZM132 177H134V179L136 177L137 181L133 180L134 181V183H133V181H131V179H133ZM181 177H183V175ZM12 179L10 178L8 180H12ZM178 179L179 178H177V180ZM104 180L107 181V179H104ZM181 180H183V179H181ZM69 181H71V183ZM67 182H69L68 184H71L68 187L64 186ZM135 182H137V183L135 184ZM164 182H166V181L164 180ZM6 183H7V181H6ZM129 183L135 184L133 186V188H131V189L127 188V185H128V187H130ZM170 183H172V182H170ZM260 183H262V184H260ZM19 184L20 183H17L16 182V184L14 185L15 189L17 188L16 185L19 186ZM34 184L33 185L36 186L37 182L34 183ZM176 184H174V185H176ZM94 185H96V184H94ZM94 185H92V186H94ZM205 185H206V188H205ZM262 186H264V185H262ZM14 187H12L11 193H12V191L13 192H16V191L19 192V190H22L24 188V187H22V184L20 185L21 189L18 187L19 190H18V188H17V190H14L13 189ZM74 187H73L74 190L75 189L77 190L76 186H74ZM165 187H166V184H165V186H163V188L162 187L161 188L164 190ZM126 188H127V190H126ZM175 188H177V187H175ZM92 189H94V187ZM170 189L171 188H169V190ZM6 190H4L5 192H3V194L5 195V198H6V195H8L10 193V192L8 193L9 189L7 190V193H6ZM32 190H33V188H32ZM85 190L83 191V190L80 189V192L81 191L82 192H85ZM161 191H160V193H161ZM167 192H166V194H167ZM172 192H170V194ZM65 193L62 192V195L61 196L64 197L65 195H67ZM74 193L76 194V193H79V192L78 191L77 192L74 191ZM74 193L72 192L71 194L74 195ZM87 193L89 194V191ZM3 194H0L1 199H2V195ZM4 195H3V197H4ZM14 195L12 193L11 196H10V198L13 197ZM30 195H32V197ZM68 196H66V197H68ZM154 196H156V194ZM71 197H73V196L71 195ZM76 197H78V195ZM94 197H96V196H94ZM68 200H70V199H68ZM47 201L50 202V206L51 207L53 206L52 207V210H51V207L50 206H49L50 208L47 209V207H48L46 205L48 203ZM71 201H73V200H71ZM94 201H96V200H94ZM146 201H148V203ZM154 201L155 200H153V202ZM23 202L26 205L25 208H28L29 209V210H27V212L24 211V209H21L20 208L22 205H24ZM66 202H68V201H66ZM145 202H146V204H145L146 208L148 207L147 209L143 205ZM58 204H59V202H58ZM73 204L75 206V203L74 202H73ZM45 205L47 207H45ZM68 205H70V204H68ZM3 206H2V208H3ZM70 206H72V205H70ZM160 206H162V205H160ZM257 206H259V208ZM76 207L78 208L77 205H76ZM44 208H46L47 211ZM54 208H57L58 211H60L59 210L60 208H61V211L64 209L62 211V213L59 214L60 216L62 215V217L60 218V222H58L59 221L58 220L59 219L58 218L59 215L56 214L57 212L55 213V211H57V210L56 209L54 210ZM72 208H73V206H72ZM90 208H88V209H90ZM70 209H71V207H70ZM140 209H141V211L144 209V211L141 212ZM43 210H45L44 211L45 214L43 213ZM53 210H54V213L55 214H52ZM78 210L80 211V209H78ZM85 210H84V213H85ZM22 211L26 212L25 214H27V213H29V214L28 215H25ZM48 211L51 212V214L53 215V217H55V215L57 216V221H55L56 220L55 218H53L52 216L51 217L53 218V220L55 219L54 221L56 222L57 225L60 224V225L56 226L54 224L55 222L54 223H51V224H53V225L56 226L55 227V226L52 225L54 229H57V227H58L57 231L60 232V230H61L60 234L59 233H56V234H59L61 236V234L63 233L62 230H64V232L66 231V233L68 235L67 237L65 236L66 237V240H64L63 239L64 236H62V239L65 241L66 244L65 243L63 244V242H62L61 245L63 244V246H66L67 244H69L68 242H70V244L68 245L69 247L68 246H66L67 248L65 247L67 252L66 251H65L66 253L63 252L64 255H62V256H55V257L53 256L52 257L48 253H46L45 256H44V255H42V252H41V250H42L41 249V246H44V245H41V246L39 245L40 248H38V249L35 248L34 249V246L37 244V242H35V245H33L34 243L32 244L31 241H28L29 239H26V237H28V235L30 236V235L33 234L35 226L36 227L37 226L41 227V224L44 221V217H46L47 215L50 216V214H47V213H49ZM139 211L141 212V214L139 213ZM155 211L158 212L156 209H155ZM68 213L71 215V212H67L65 214L67 217L69 216L68 219L71 222H72V220H75L76 221L77 218L74 217L76 219H70V215H68ZM146 214H148V213H146ZM22 215H23V217L26 216L27 218L25 217L26 219L23 220L24 218L22 219ZM65 215H64V217H65ZM83 215L86 216V214H83ZM138 215H139V217H137ZM40 216H42V218ZM76 216H78V213H77ZM67 217H65V218H67ZM136 217H137V220H136ZM39 218H41V221H40ZM150 218H151V216H150ZM47 219H48V217H47ZM79 219H81V221H83L85 218L83 220H82V218H79ZM65 220H67V219H64V221ZM39 221H40V223H38ZM67 223H70V222H68V220H67ZM72 223H74V222H72ZM163 223L165 225H163ZM37 224H40V225H37ZM135 224H136V226H135ZM145 224H146V222H145ZM61 225L62 226L64 225V228L65 229H63V227H59ZM133 226H135L136 229ZM146 226H145V228H144V225L141 226V227H143L142 229L145 230V229L148 228V227L146 228ZM153 226H152V228H155ZM45 227H43V228H45ZM70 227H71V225H70ZM49 228H51V227H49ZM35 230H36L35 233L38 232V229L37 228ZM46 230L48 231L47 232V235H48L50 229L48 230V228H47ZM125 231L128 232L127 233L128 234L127 237H126L127 234L126 235L124 234V233H126ZM136 231H138V230H136ZM136 231H135V235H136V233H138ZM150 231H151V229H150ZM154 231H153V233H154ZM44 232H43V234H45ZM171 232L172 233L173 232L175 233L174 235L171 234L172 236H174V238H172L171 236H169ZM50 233H51V230H50ZM120 233L123 234V237H122V234H121V238H124L125 237V239H122V241H121V238L119 237L120 235L117 238V235L120 234ZM141 233H142V230H141ZM39 234H38V236H39ZM64 235H66V234H64ZM48 237L50 238L51 236L48 235ZM132 237H133V240H132ZM151 237H153V236H151ZM42 238H44V237H42ZM47 238H46V240L44 242H47V241L48 242H51V241H49L51 238L50 239L48 238L49 240ZM119 238H120V240H119ZM222 238L223 239H225V238L228 239V242L229 243H230L229 238L230 239L231 238L234 239L232 242L234 243L233 247L235 249V255L233 257L231 256L230 259L221 258L220 255L223 254V253H221L219 255L220 252L217 250V247L219 246V241ZM30 239L32 240V237ZM117 239H118V241H117ZM33 240H35V239H33ZM33 240H32V242H33ZM41 240L42 241H40L39 243L44 244L43 239H41ZM222 240L220 241V245L223 244L222 243ZM225 240H223V242ZM26 241H28V243L30 244L29 245L30 248L27 245L28 243H26ZM116 241L117 242L121 241V243L119 242V245L121 244L122 247H119L118 243H117V245H118L117 246L116 245ZM226 241L224 243H227ZM132 242L129 243V244H132ZM31 244L33 245L32 247H31ZM47 245H45V246H47ZM139 246H141V248H144V249H141L140 250ZM36 247H38V245ZM231 247L232 246H230L229 248H231ZM25 248L29 249V250H27L28 252L26 251L28 254L26 255L25 254L26 252H24L25 255H23L21 257L22 252L24 251ZM116 248L117 249H120V250H116L119 253H115L116 252L115 251ZM218 248H219V250H221L220 247H218ZM49 249H50V246H49ZM216 250L218 251L217 253H216ZM111 251L113 253H111ZM38 252H39V254H37ZM229 253H230V251H229ZM231 253H230V255H231ZM263 253L261 255H263ZM51 254L53 255V253H51ZM48 255H50V257ZM109 255H111V256H109ZM261 255H259V256H261ZM24 256H25V258H24ZM41 256H40V258H42ZM165 256H167V254ZM28 257H29V255H28ZM108 257H111V258H108ZM263 257H264V255H263ZM22 259H25V260L23 261ZM34 259L31 261L32 264L35 263V262H33V261H35ZM123 259H125L126 261L125 260L123 261ZM261 259H264V258H262V256H261ZM113 260L112 261H109V262H111V264H113ZM256 260H257V262H256ZM21 261H23V262H21ZM36 261L38 262V264H40L39 260H36ZM164 261H165V259H164ZM173 261H174V263H173ZM260 261H262V260H260ZM263 262H264V260H263ZM46 263H44V264H46ZM105 263L108 264V261L105 262ZM86 264H90V263L87 261ZM260 264H262V262H260Z\"/></svg>",
  "mask_w": 264,
  "mask_h": 264
}]
</instances>
